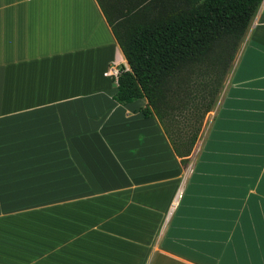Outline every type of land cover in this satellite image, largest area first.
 Listing matches in <instances>:
<instances>
[{
  "label": "crops",
  "instance_id": "0c3cea01",
  "mask_svg": "<svg viewBox=\"0 0 264 264\" xmlns=\"http://www.w3.org/2000/svg\"><path fill=\"white\" fill-rule=\"evenodd\" d=\"M155 3L0 0V264H264V3L186 167L113 100Z\"/></svg>",
  "mask_w": 264,
  "mask_h": 264
},
{
  "label": "trees",
  "instance_id": "16d2710c",
  "mask_svg": "<svg viewBox=\"0 0 264 264\" xmlns=\"http://www.w3.org/2000/svg\"><path fill=\"white\" fill-rule=\"evenodd\" d=\"M157 1L153 0L157 8L150 20L130 33L120 36L113 27L129 65V70H119L113 100L126 105L145 98L141 113L145 118L157 117L175 155L186 167L200 123L195 126L188 119L183 126L171 129L168 121L174 111L186 110L188 74L205 62L215 64L221 55L217 46L226 49L232 41L241 43L264 0H176L168 8ZM218 92V88L212 89V97L198 116L200 121L211 110ZM194 98L199 104L205 100L203 92ZM195 109L192 114H198Z\"/></svg>",
  "mask_w": 264,
  "mask_h": 264
},
{
  "label": "rangeland",
  "instance_id": "374dc122",
  "mask_svg": "<svg viewBox=\"0 0 264 264\" xmlns=\"http://www.w3.org/2000/svg\"><path fill=\"white\" fill-rule=\"evenodd\" d=\"M241 46V43H237L236 41H232V43L229 44V47H227L226 49L225 47L217 46L216 52L221 53V55L219 57V60L216 61L215 64L205 62L201 67H197V70L193 69L189 72V82L187 87V90L189 92V99L187 101L186 110H184L183 112H173L174 116L170 121H168L171 128L183 126V124H185V120L188 119H190L191 122H193L192 124H194L195 126L199 125V123L201 126L203 120L200 121L198 116H200V113L204 110L209 99L212 97V89L219 88L220 86H222V83L226 81V75L229 71H231L233 63L239 54ZM201 92H203L205 100L202 104H199L197 98H194V96H199ZM192 98L194 99L192 100ZM173 104L175 105L176 102H174ZM195 107L196 112L198 110V114H192L193 108ZM169 119L170 117L168 118V120ZM186 169L185 172H188V168Z\"/></svg>",
  "mask_w": 264,
  "mask_h": 264
},
{
  "label": "bare ground",
  "instance_id": "6f19581e",
  "mask_svg": "<svg viewBox=\"0 0 264 264\" xmlns=\"http://www.w3.org/2000/svg\"><path fill=\"white\" fill-rule=\"evenodd\" d=\"M177 201H175V203L172 205V209L176 206Z\"/></svg>",
  "mask_w": 264,
  "mask_h": 264
},
{
  "label": "built area",
  "instance_id": "2783aa9c",
  "mask_svg": "<svg viewBox=\"0 0 264 264\" xmlns=\"http://www.w3.org/2000/svg\"><path fill=\"white\" fill-rule=\"evenodd\" d=\"M180 198V194H177V199Z\"/></svg>",
  "mask_w": 264,
  "mask_h": 264
}]
</instances>
